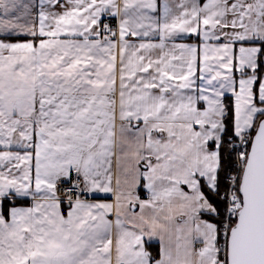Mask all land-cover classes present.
I'll return each mask as SVG.
<instances>
[{
    "label": "snow or ice",
    "instance_id": "6c2138e0",
    "mask_svg": "<svg viewBox=\"0 0 264 264\" xmlns=\"http://www.w3.org/2000/svg\"><path fill=\"white\" fill-rule=\"evenodd\" d=\"M0 264H264V0H0Z\"/></svg>",
    "mask_w": 264,
    "mask_h": 264
}]
</instances>
